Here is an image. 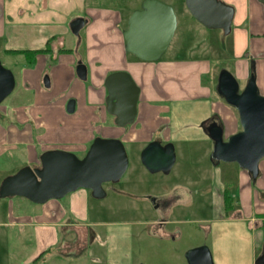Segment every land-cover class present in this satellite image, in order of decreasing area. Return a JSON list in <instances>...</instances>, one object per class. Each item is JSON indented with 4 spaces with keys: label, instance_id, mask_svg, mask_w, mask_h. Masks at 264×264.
Instances as JSON below:
<instances>
[{
    "label": "crops",
    "instance_id": "1",
    "mask_svg": "<svg viewBox=\"0 0 264 264\" xmlns=\"http://www.w3.org/2000/svg\"><path fill=\"white\" fill-rule=\"evenodd\" d=\"M3 1L0 0V39L3 44L4 60L13 58L14 67H11V70L15 80L19 81L18 91L30 95L31 101L28 105H16L12 102L8 106L0 104V157L10 153L17 154L20 148L21 154L23 150L26 153L25 159L30 164L28 166H37L40 154L48 150H64L75 154L86 150L85 145L92 144L97 132H101L98 135L100 137L120 139L138 150H142L154 141L165 146L169 144L171 131L167 128L168 121L162 114L168 110L166 104L175 102H199L200 106L211 102L210 113L201 124L207 136V127L213 118H216L223 127V137L226 141L241 130L238 111L227 104L222 97L221 99L214 97L219 95L218 78L215 79L211 75L208 61L164 59L158 63L143 62L146 64L141 67L135 61L128 60V56L137 59L133 55L115 52L112 46H120L119 31L122 17L120 12L113 9L90 8L85 14L87 18L82 17L88 21L84 36L81 37V32L85 27L80 31V37H77L72 33L70 24L58 21L59 18L54 12L49 13L46 18L44 14H40L43 11L36 12L37 16L35 12H31V18L23 19L27 11L21 8L15 10L14 16L11 15L7 20L2 7ZM222 1L235 10L230 33L234 55L230 73L239 85L244 84L241 90L254 75L259 94L264 96V0ZM71 34L75 38H68ZM82 45L85 47L83 53L80 52ZM47 48L49 51L35 56L33 64L28 63V58L23 53H13V51H44ZM79 61L87 66L86 81L80 80L76 74L75 67ZM118 71L128 72L140 88L138 114L129 128L115 125L120 130L112 128L102 134L103 130L100 131L101 128H97V124H103L109 118L114 122V118L105 108L107 91L104 82L109 74ZM46 76L50 78L49 88L44 85ZM88 82L89 86L86 84ZM16 87L17 84L15 89ZM71 99L76 101L73 114L67 113V104ZM93 128L96 129L95 133ZM25 129L31 130V137L23 136ZM37 129L44 133L35 139L33 133L38 131ZM43 142L45 144L54 142L55 146L44 147ZM35 143L38 145H34ZM237 167V170H230L237 175V182L223 181V172L226 170L216 169L219 177L217 176L216 182L209 190L208 218L189 220L172 217L176 208L192 207L196 204L192 189L188 186L176 187L188 190L189 199L185 202L173 203L165 213L153 208L156 217L146 222L149 226V231L146 233L147 240L153 235L157 237L154 239L162 241H180L183 234L180 226H190L195 223L199 225L200 230L205 227L203 224H206L205 237L212 242L224 224L225 228L229 229L228 235L236 239L238 233L234 230L242 224L250 234L242 232L238 241L251 240L248 252L250 262L247 260L245 264H255L262 253L264 243V158L259 163V176L256 181L252 180L248 171L238 165ZM231 188L236 189L237 196ZM225 191L231 197V201L224 200ZM193 192L198 193L197 190ZM69 195V209L80 223L65 221L66 205L62 206L57 200H50L43 205L36 204V215L16 213L14 200H8L9 209L4 224L8 227L32 229L30 234L34 237L36 245L34 257L38 258L58 246V231H56L58 228H62L66 234L70 227L87 228L92 225L95 229L92 235L85 237L84 234L82 241L86 238L90 239L92 244L102 242L101 244L105 245L102 248L110 242L112 234L100 232L99 229L113 226L114 223L99 219L94 223H87L90 202L96 200L92 197L91 191L79 189ZM170 226L171 230L168 229ZM65 244L64 239L62 246L64 252ZM87 244L89 245L84 248L90 246V243ZM200 246L203 245L196 247ZM196 247L187 249V252ZM240 250L228 263L222 258L224 264H243L244 257ZM210 252L212 254L211 248ZM180 253L183 254L181 250L174 252L173 264L175 257L180 256ZM110 258L114 262H118L119 259L117 253L112 254ZM212 258L214 264H223L222 260L215 261L213 254Z\"/></svg>",
    "mask_w": 264,
    "mask_h": 264
},
{
    "label": "rangeland",
    "instance_id": "2",
    "mask_svg": "<svg viewBox=\"0 0 264 264\" xmlns=\"http://www.w3.org/2000/svg\"><path fill=\"white\" fill-rule=\"evenodd\" d=\"M144 1L4 0L2 7L7 20L11 15L14 16L15 10L24 8L27 15L23 19L31 18V12L39 13L43 11L40 14H44L45 18L49 13L54 12L59 18L58 21H64L67 25L77 18L86 17L85 14L90 8L113 9L120 12L122 16L119 31L120 46H112L114 51L119 53V51L125 52V42L122 34L127 29L128 19L135 10L140 9ZM161 1L170 4L174 8L177 16V29L169 48L159 62L164 59L174 61L200 59L201 61H208L212 71L211 75L215 79L218 78L222 70L230 72L234 61L231 35H225L219 29H208L202 26L187 10L185 0ZM46 11L48 12L45 13ZM87 27L82 30L81 37L84 36ZM68 38L73 39L75 37L71 34ZM84 48V45H82L80 52L83 53ZM2 49L3 44L0 39V60L4 67L11 70V67H14L13 58H8L5 61ZM83 58L86 60L84 54ZM127 58L129 61H135L140 66L146 64L131 56ZM86 62L87 60L84 63ZM155 63H158V61ZM16 84V89L2 102V106H8L11 102L16 105H28L30 103V95L19 93V81L16 80ZM86 84L89 86V82ZM241 87H244V84L240 83ZM214 97L221 99L219 95H214ZM210 105V101L204 103L203 106H200L199 102H175L165 105L168 110L162 116L168 121L167 128L171 131L169 143L174 146L176 153V162L169 174L147 171L141 162V154L146 147L138 150L135 146L131 147L130 144L124 143L129 157V168L120 182L115 184L117 191L115 193L108 192V196L101 202L93 199L89 207L90 213L87 223H94L96 219L114 223L113 226L99 229L100 232L112 234V238L109 239L110 242H107L105 248H102L105 246L101 244L102 242L92 244L90 239L81 240L84 234L85 237L92 235V231L95 230L92 225L87 228L70 227L66 234H64L62 228H58L56 229L58 231V246L36 258L33 256L36 245L34 237H31L32 229L8 227L4 224L9 209L8 200H14L15 212H21L22 214L36 215V204L22 197L0 199V264H173V254L176 250H181L183 254L180 253L179 258L175 257V264H188L185 257L187 249L198 245L207 246L208 248L210 246L215 261L222 260L223 264L234 259L235 253L240 249L244 257L242 263L245 264L247 260L250 262L248 252L251 240L238 241L242 232L243 234H250V231L246 230L242 224L234 230L239 235L236 236V239H233L231 235L229 236V229L225 228V224L222 225L218 234L215 235L214 243L205 237L207 234L206 224H203L205 227L200 230L199 225L196 223L190 226H180L183 232L180 241H162L154 239L157 237H153V235L148 240L146 238V233L149 231L146 222L156 217V213L148 201L149 197L164 196L172 193L176 187L188 186V188L198 192L194 194L192 191L196 204L192 207L176 208L172 217L189 220L208 218L210 211L207 204V199L210 197L209 190L216 182L217 176L219 177L216 169L226 170V172H223V181L232 180L237 182V175L230 171L238 168L235 163L215 162L211 158L213 143L201 126L210 113ZM129 127L130 125L127 126V128ZM97 128H101L100 131L103 130V134L117 127H115L113 120L109 118L107 122L97 124ZM25 130L23 136L31 137V130H26L27 132ZM37 130L33 133L34 138L40 137L44 133L40 129ZM95 130L93 128V133L96 132ZM100 134L101 132H97L95 135L98 137ZM52 143L48 142L43 145L44 147L55 146V143ZM34 145H38V143ZM90 145V143L86 144V150L78 151L76 155L83 158ZM17 151V154L10 153L0 157V184L6 176L30 165L25 159V151H22L23 154H21L20 148ZM37 166H40V160ZM233 193L237 196L236 189L233 190ZM69 196L67 195L57 200V202H60L62 206L66 205L67 218L65 221L80 223L69 209ZM81 223L83 222L81 221ZM171 228V226L168 227L169 230ZM64 239L66 241L65 252L62 248ZM87 243H90V246L84 248V246L89 245ZM237 248L239 249L237 250ZM111 249L114 253L108 251ZM97 250H99L98 253ZM116 253L119 258L118 262H114L110 258L112 254ZM222 258H224V262Z\"/></svg>",
    "mask_w": 264,
    "mask_h": 264
},
{
    "label": "water",
    "instance_id": "3",
    "mask_svg": "<svg viewBox=\"0 0 264 264\" xmlns=\"http://www.w3.org/2000/svg\"><path fill=\"white\" fill-rule=\"evenodd\" d=\"M189 13L205 28L219 29L225 35L232 31L235 10L222 0H185ZM84 18L70 23L72 33L80 37V31L87 24ZM177 29L174 8L161 0H145L140 9L128 19L123 32L124 50L143 62H157L165 54ZM80 80L88 78L87 66L79 61L75 67ZM16 80L13 72L3 66L0 60V104L14 91ZM44 85L50 87V78H44ZM107 91L105 108L114 118L117 127L132 125L138 114L140 88L126 71L109 74L104 82ZM217 92L227 104L238 111L241 130L227 141L223 127L213 118L208 124V136L214 148L212 160L236 163L251 174L256 181L259 163L264 158V96L259 94L254 75L243 90L236 78L227 70L218 77ZM76 101L69 100L67 113L73 114ZM40 166H24L16 173L6 176L0 184V199L22 197L43 205L50 200H60L79 190H90L92 197L106 196L105 183H118L129 168V157L124 143L117 138L96 137L83 158L64 150H48L40 157ZM141 162L150 173L169 174L176 162L172 144L163 146L160 142L149 143L142 151ZM188 264H214L207 246L188 250ZM255 264H264V243L262 253Z\"/></svg>",
    "mask_w": 264,
    "mask_h": 264
},
{
    "label": "flooded vegetation",
    "instance_id": "4",
    "mask_svg": "<svg viewBox=\"0 0 264 264\" xmlns=\"http://www.w3.org/2000/svg\"><path fill=\"white\" fill-rule=\"evenodd\" d=\"M115 184L117 183H111V182L105 183L103 187L106 191V196L102 199H96V200L101 202L108 196V192L115 193L117 191V189L115 188ZM226 193H227L226 191L223 192L224 200H226ZM189 196H190V192L188 190L175 188L172 193L159 197H149L148 201L155 210H160L161 213H165L167 212L168 209L171 208V205L173 203L178 201L185 202L187 201V199H189Z\"/></svg>",
    "mask_w": 264,
    "mask_h": 264
},
{
    "label": "trees",
    "instance_id": "5",
    "mask_svg": "<svg viewBox=\"0 0 264 264\" xmlns=\"http://www.w3.org/2000/svg\"><path fill=\"white\" fill-rule=\"evenodd\" d=\"M47 51H49L48 48L46 50H44V51H42V50H37V51H13V53H23L28 58L27 59L28 63L33 64L34 61H35V56L38 53L47 52ZM226 200L227 201H231V197L228 195V193H226Z\"/></svg>",
    "mask_w": 264,
    "mask_h": 264
}]
</instances>
